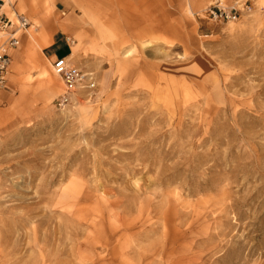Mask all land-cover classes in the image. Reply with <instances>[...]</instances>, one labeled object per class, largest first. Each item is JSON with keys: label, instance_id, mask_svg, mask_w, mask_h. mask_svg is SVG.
<instances>
[{"label": "rangeland", "instance_id": "rangeland-1", "mask_svg": "<svg viewBox=\"0 0 264 264\" xmlns=\"http://www.w3.org/2000/svg\"><path fill=\"white\" fill-rule=\"evenodd\" d=\"M179 7L81 44L67 106L52 68L0 88V264H264V0Z\"/></svg>", "mask_w": 264, "mask_h": 264}, {"label": "crops", "instance_id": "crops-1", "mask_svg": "<svg viewBox=\"0 0 264 264\" xmlns=\"http://www.w3.org/2000/svg\"><path fill=\"white\" fill-rule=\"evenodd\" d=\"M209 2L11 0V3L5 4L4 10L9 14L12 10L26 14L32 26L27 31L18 32L21 45L12 50L9 84L6 86L8 89L17 88L23 76L39 68L49 72V69H53V63L62 57L68 58L74 66L80 68V57L84 56L80 45L84 43L146 42L159 40L162 36L171 41L177 34L179 6L187 3L190 8L199 10ZM34 53L38 55L37 62L32 60ZM80 69L93 75V71ZM53 80L55 85H52ZM48 81L51 87L58 84L52 77Z\"/></svg>", "mask_w": 264, "mask_h": 264}, {"label": "built area", "instance_id": "built-area-1", "mask_svg": "<svg viewBox=\"0 0 264 264\" xmlns=\"http://www.w3.org/2000/svg\"><path fill=\"white\" fill-rule=\"evenodd\" d=\"M9 3L11 0H0V88L7 85L12 50L21 45L18 32L27 31L32 26L26 14L17 10H12L11 14L7 13L4 6ZM204 13L205 17L212 20H234L238 17L236 11L227 10L218 4L210 5ZM53 71L64 84L63 92L56 99L57 106L61 108L73 101V96L79 88L95 86L93 75L74 66L66 57L58 58L53 63Z\"/></svg>", "mask_w": 264, "mask_h": 264}]
</instances>
